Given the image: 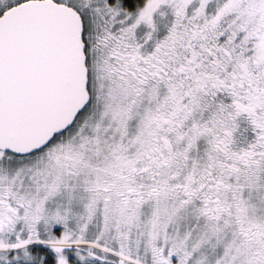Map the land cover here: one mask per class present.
<instances>
[{"label":"snow or ice","instance_id":"1","mask_svg":"<svg viewBox=\"0 0 264 264\" xmlns=\"http://www.w3.org/2000/svg\"><path fill=\"white\" fill-rule=\"evenodd\" d=\"M0 264H264V0H0Z\"/></svg>","mask_w":264,"mask_h":264}]
</instances>
